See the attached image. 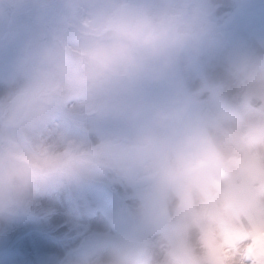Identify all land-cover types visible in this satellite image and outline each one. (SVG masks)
I'll return each instance as SVG.
<instances>
[{
    "label": "clouds",
    "instance_id": "9594fccd",
    "mask_svg": "<svg viewBox=\"0 0 264 264\" xmlns=\"http://www.w3.org/2000/svg\"><path fill=\"white\" fill-rule=\"evenodd\" d=\"M15 2L0 0V22L15 14ZM60 6L61 28L20 44L0 96V218L15 217L38 190L94 171L50 129L67 110L59 90L130 95L212 53L221 57L219 73L178 84L149 117L153 131L129 146L143 156L137 171L147 187L131 209L132 233L102 264H264V200L250 213L235 196L241 174L264 166V53L226 48L211 0ZM14 39L6 33L0 47ZM70 45L86 54L73 56ZM80 102L74 94L72 104Z\"/></svg>",
    "mask_w": 264,
    "mask_h": 264
},
{
    "label": "rangeland",
    "instance_id": "374dc122",
    "mask_svg": "<svg viewBox=\"0 0 264 264\" xmlns=\"http://www.w3.org/2000/svg\"><path fill=\"white\" fill-rule=\"evenodd\" d=\"M90 2L100 7L110 0ZM211 6L226 48L264 53V0H211ZM14 7L8 22H0V37L15 35L0 47V96L8 91L10 64L20 44L61 28L60 0H16ZM69 32L65 30L70 40ZM68 50L75 57L86 54L83 46ZM220 60L204 53L189 68L177 65L158 84L135 85L130 95L59 90L57 102L67 110L53 117L50 129L70 142L76 154L90 158L94 171L90 177L38 190L15 217L0 218V264H102L105 253L132 233L131 209L147 187L137 171L143 156L129 146L141 131H153L149 117L167 104L178 84L218 74ZM74 94L80 95L79 104H72ZM235 196L241 211L255 213L264 200V166L241 174ZM100 218L112 223L111 229L102 227ZM123 223L127 234L115 231ZM238 236L231 233L227 242ZM76 238L78 245L67 248ZM216 255L222 258L220 247Z\"/></svg>",
    "mask_w": 264,
    "mask_h": 264
},
{
    "label": "bare ground",
    "instance_id": "6f19581e",
    "mask_svg": "<svg viewBox=\"0 0 264 264\" xmlns=\"http://www.w3.org/2000/svg\"><path fill=\"white\" fill-rule=\"evenodd\" d=\"M99 223L102 224V227L103 226H106L108 227L109 229H111V226H112V223H107L106 221L103 220V218H100L99 219ZM127 224V223H126ZM125 223H123V225L121 224H118L116 227H115V231L116 232H124L127 234V225ZM80 242V238H76L74 239L73 241H70L69 243L66 244L67 248H71V247H76L78 245V243Z\"/></svg>",
    "mask_w": 264,
    "mask_h": 264
}]
</instances>
